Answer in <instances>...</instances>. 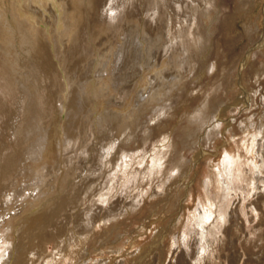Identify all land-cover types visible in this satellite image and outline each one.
<instances>
[{
    "label": "rangeland",
    "instance_id": "obj_1",
    "mask_svg": "<svg viewBox=\"0 0 264 264\" xmlns=\"http://www.w3.org/2000/svg\"><path fill=\"white\" fill-rule=\"evenodd\" d=\"M98 1L100 22L113 28L103 32L116 45L131 20L157 35L161 59L180 50L191 66L167 102L150 104L141 93L149 68L133 67L138 47L122 57L124 67L119 62L96 88L94 109L103 119L62 153L49 200L38 205L34 186L23 191L38 203L16 217L9 234L35 236L47 215L28 264H264V0ZM111 83L118 91L107 89ZM10 101L0 76L6 171L5 157L21 145ZM28 177L10 168L0 207L14 206ZM76 223L86 226L85 239H77ZM8 245L0 239L1 264Z\"/></svg>",
    "mask_w": 264,
    "mask_h": 264
},
{
    "label": "bare ground",
    "instance_id": "obj_2",
    "mask_svg": "<svg viewBox=\"0 0 264 264\" xmlns=\"http://www.w3.org/2000/svg\"><path fill=\"white\" fill-rule=\"evenodd\" d=\"M97 1L8 0V4H5V0H0L2 90L3 95L10 97L17 105V109L11 110L14 116L13 136L17 137V144H21L16 153L11 151L5 157L8 171L0 169V182L7 178L10 168L23 171L30 180L14 196L13 193L10 194L14 199L12 208L10 205L0 207V226L4 225L5 229L4 233L3 230L0 231V239L9 243L6 246L8 258L6 256L5 264H28L32 260L35 241L40 240L42 231L48 227V217L44 215L41 222L44 227L30 238H23V233V236L11 237L9 233L14 228L13 222L17 216L34 210L38 202L41 205L40 202H45L56 191L54 170L59 167V163L61 166L62 153L68 152L65 150L95 130L97 121L102 118L96 117L98 114L94 109V102L98 97L96 88L103 87L109 76H113L122 57H126L132 48L138 47L136 65L133 67L143 71L149 68L147 75H150L142 80L143 89L140 92L148 96L145 101H150V104L154 101H166L191 66V56L180 50V55L175 54L176 57L170 54L164 57L166 60L161 59L166 51L164 46L161 48L160 39L155 37L157 35L153 36V31L148 26L139 30L137 26L131 25V20L120 26L122 39L116 45L103 32L104 29L112 31L113 28L100 22ZM206 17L204 19L207 21ZM61 78L64 81L62 83ZM112 83L107 89L118 91L119 88H113ZM118 116L121 117L119 114ZM261 122V129L264 130V119ZM262 158L264 160V149ZM63 177L66 178V173ZM31 186L40 195V201L32 203L29 201L32 199L28 200L29 196L23 197V191ZM11 200H5L4 205L9 201L12 203ZM46 207L49 209V206ZM8 216L9 221L6 220ZM75 225L77 239H85L89 235L86 226L81 227L78 223Z\"/></svg>",
    "mask_w": 264,
    "mask_h": 264
}]
</instances>
